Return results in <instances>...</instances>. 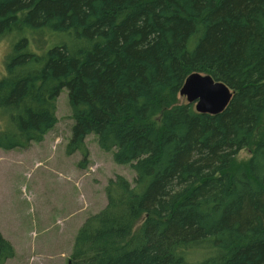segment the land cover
<instances>
[{"label": "trees", "instance_id": "obj_1", "mask_svg": "<svg viewBox=\"0 0 264 264\" xmlns=\"http://www.w3.org/2000/svg\"><path fill=\"white\" fill-rule=\"evenodd\" d=\"M5 36L0 149L41 142L67 88V154L87 168L94 134L136 173L109 179L72 264H264V136L236 164L264 116V0H0ZM195 72L233 90L223 112L180 100Z\"/></svg>", "mask_w": 264, "mask_h": 264}, {"label": "rangeland", "instance_id": "obj_2", "mask_svg": "<svg viewBox=\"0 0 264 264\" xmlns=\"http://www.w3.org/2000/svg\"><path fill=\"white\" fill-rule=\"evenodd\" d=\"M11 38H0V78L5 74ZM47 44L38 45L39 50ZM56 116L57 123L41 142L28 148L0 149V233L15 251L4 264H72L78 230L107 205L109 179L120 174L134 184L136 173L131 165L116 163L113 152L101 149L94 134L86 139L87 168L78 167L80 152L67 154L74 124L67 88L57 98ZM263 136L264 116L253 144L237 154L236 164L249 160L254 144Z\"/></svg>", "mask_w": 264, "mask_h": 264}, {"label": "water", "instance_id": "obj_3", "mask_svg": "<svg viewBox=\"0 0 264 264\" xmlns=\"http://www.w3.org/2000/svg\"><path fill=\"white\" fill-rule=\"evenodd\" d=\"M180 96L195 104L198 112L219 114L229 105L233 90L212 75L195 72L185 80Z\"/></svg>", "mask_w": 264, "mask_h": 264}]
</instances>
